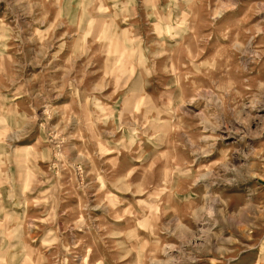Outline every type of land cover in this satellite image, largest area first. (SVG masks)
<instances>
[{
	"label": "rangeland",
	"instance_id": "rangeland-1",
	"mask_svg": "<svg viewBox=\"0 0 264 264\" xmlns=\"http://www.w3.org/2000/svg\"><path fill=\"white\" fill-rule=\"evenodd\" d=\"M126 4L0 0V257L264 264V0Z\"/></svg>",
	"mask_w": 264,
	"mask_h": 264
},
{
	"label": "clouds",
	"instance_id": "clouds-1",
	"mask_svg": "<svg viewBox=\"0 0 264 264\" xmlns=\"http://www.w3.org/2000/svg\"><path fill=\"white\" fill-rule=\"evenodd\" d=\"M57 4H59L60 0H56ZM134 3V0H127V4L124 5L123 9L124 11L127 10V8L129 6H131ZM37 4L39 5V0H37ZM29 15H31V13H29ZM38 23L43 22L41 21H37ZM26 24H27V20H26ZM27 27L30 28L31 24H27ZM12 32L11 29H7L5 31L4 35H0V41H7V39L12 38V39H17L19 40L21 38V35L23 34V26H18V32L15 35H9ZM23 43V41H21ZM14 79V78H13ZM64 86H71V82L70 81H66ZM19 94V93H18ZM25 95H27V93H23ZM3 97H0V100H3ZM11 103V102H9ZM35 111V109H34ZM133 118H135V114H133ZM36 117L33 115L31 117L29 116H21L15 109V106L13 105L11 108H6L3 107L2 105H0V153H3L4 158L7 157V152L5 151V149H7L9 147L6 137L8 136L9 133H11L12 135H16L18 134L22 129L25 128V125L27 123V121L29 120H35ZM244 154V149L240 148V149H234L232 151V156L233 157H240L243 156ZM199 161H196V163H198ZM202 171H209L210 174L218 177L221 180H224V177L240 171L237 169H233V168H229L226 166L225 162H221L215 172H212L211 170H202ZM242 174V171H241ZM185 178H188L191 174L190 173H185ZM217 186H224V187H231L234 186V181L232 180H228L226 181L223 185H217ZM25 191L23 185H21V192L23 193ZM97 210H101V209H97ZM104 212H107V208L102 209ZM0 227H2V225H0ZM20 229L17 228L15 230H13L12 236H15L17 232H19ZM0 235H6L5 233H0ZM73 241L75 240V236H72ZM210 240V237L207 238ZM3 248V241L0 240V249ZM226 251V249H225ZM14 259V258H13ZM0 264H5V262L3 261V258L0 257ZM66 264V262H65Z\"/></svg>",
	"mask_w": 264,
	"mask_h": 264
}]
</instances>
